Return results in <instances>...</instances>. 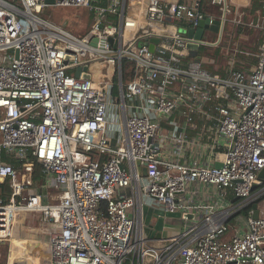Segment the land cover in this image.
Listing matches in <instances>:
<instances>
[{
	"label": "built area",
	"instance_id": "obj_1",
	"mask_svg": "<svg viewBox=\"0 0 264 264\" xmlns=\"http://www.w3.org/2000/svg\"><path fill=\"white\" fill-rule=\"evenodd\" d=\"M50 5L87 7L89 27L78 36L43 17ZM136 6L0 0V181L11 188L8 201L0 198V239L19 212H41L53 223L52 264H264V11L253 24L262 32L254 67L230 61L218 74L199 54L202 32L187 31L218 19L210 44L217 46L225 25L240 22L226 0ZM109 98L123 123L115 140L105 135ZM198 125L213 139L214 160L183 162L180 151L203 145L185 132ZM2 154L23 160L14 165ZM34 162L60 191L58 201L26 191ZM24 165L32 167L22 178ZM154 200L192 217L167 235L165 222L156 238L144 211Z\"/></svg>",
	"mask_w": 264,
	"mask_h": 264
},
{
	"label": "rangeland",
	"instance_id": "obj_2",
	"mask_svg": "<svg viewBox=\"0 0 264 264\" xmlns=\"http://www.w3.org/2000/svg\"><path fill=\"white\" fill-rule=\"evenodd\" d=\"M40 14L43 17L49 20H53L57 24H60L63 27L71 30L74 34L78 36L82 35L90 25L89 10L85 6L50 5L46 7L43 13ZM201 32V38L205 40L207 44L203 45L199 49V54L202 56L206 63H213L212 69L216 68L225 70L224 67H226L228 63H230V61H233L235 66H242V64L238 63L237 57L233 56L230 59L231 52H233L232 50L234 49L235 45L228 44L229 37L227 38V40H223L224 42L221 47H214L210 44L214 43L218 39V37H216V33L212 30H209L208 28H202ZM241 33L243 34L241 37H238V45L242 44L247 47H253V45L257 41L256 31H253L248 26H244V28H242L241 30ZM115 103H117L116 99L112 100L111 98H109V107L106 112L108 127L106 129L105 135L110 140L115 139L116 132H118V134L120 135L123 131L121 112L119 107H116L114 105ZM128 113L134 114L135 111H133L131 108H128ZM23 171L24 170L21 168L20 173L23 174ZM145 181L146 179L141 182V185H143V182ZM41 189L47 191V193L50 195V197L52 196V198L56 196L55 194H57L56 192L54 193L55 190L52 187H43L41 184H38V182H35L34 188L26 187L27 192H37V190L41 191ZM46 202H51V200H48ZM162 206L163 204L157 200H154L152 205L149 207H147L146 205L144 206L146 224L154 225L155 217L152 215L153 208ZM25 212V215H21L20 213H18L15 218L12 219L10 226L11 232L13 233V231L16 230L18 236L22 239H26L28 242L31 243H36L39 252L33 260L31 259V264H51L48 254L49 252L47 249V230H50L52 228V225L51 223L45 221L44 216L41 212ZM15 220L17 223L15 222ZM182 222V217L170 218L166 220V230L164 232H167L171 229L172 233H174L178 228L181 227ZM147 233L148 230H146V237L148 235L150 237H152V235L154 236L153 231L149 232L148 235ZM10 239V235L8 237L0 239V264H8L9 252L11 248ZM158 244L159 243L156 241L150 242V245L152 246H157ZM18 264H28V258L24 259Z\"/></svg>",
	"mask_w": 264,
	"mask_h": 264
},
{
	"label": "crops",
	"instance_id": "obj_3",
	"mask_svg": "<svg viewBox=\"0 0 264 264\" xmlns=\"http://www.w3.org/2000/svg\"><path fill=\"white\" fill-rule=\"evenodd\" d=\"M185 1H187V0H185ZM226 1L229 4L231 12L238 11V19H240V22L235 23V24H242L244 26H248L253 31H256L257 41L253 45V47L255 49L254 51L246 50V49L243 50V49L237 47L238 37H241L242 34H243L241 32L238 34V37L236 38V44L234 46V49L238 50V55L243 54V55H245L247 57L243 58L240 62H238L239 64H242V66L241 65L239 67L235 66V64L233 63L232 67L233 68H238V69L249 70V69L254 67V64L256 62V54L258 52V45H259L260 41H262V32H261V30L259 28H257V27H254L253 24H256V23L260 22L261 19H262L261 17H262L263 14H259L258 12H260V11H257V13L260 16L255 22L248 21V20H243L242 19L243 12L241 11V9L244 8V7H247L249 5V3H250V0H226ZM216 9H217V7H216ZM230 15H231V13H230ZM244 26H243V28H244ZM178 30L181 31V32L185 31V29L183 27H178ZM213 32H215V31H213ZM227 38L228 37H224V35H222L219 44L217 46H214V47H219V46L221 47L223 45V42H224L223 40H227ZM229 39H230V37H229ZM230 56H231L230 59L233 56L237 57V55H235V53H233V52H231ZM250 58L251 59L255 58V59L251 60ZM228 66H231L230 63H228V65L226 67H224L225 68L224 73L226 72V69H227ZM185 132L187 133V137L189 139L200 140V142H202L203 145L194 143V144L188 145L185 149L180 151L179 156H180V159L183 162H186V163L187 162H195V161L196 162H204L206 160H210L209 158H211V160H214V157L210 156V154H211L210 143L211 142L213 143V139H211L212 137H211V135H210L208 130H206V129L202 128V126L198 125V127H192V128L191 127H187ZM116 133H118V132H116ZM116 133H115V136H116ZM113 140H115V139H113ZM220 150L221 149H219V151ZM3 155H5L8 159H10V158L12 159L13 158L14 160L20 161L19 165H20V163L23 160V159H17V158L8 156L6 154H2V157H3ZM98 155L100 156V155H103V154H98ZM221 157H222V155L220 153H218L216 155V158H218V159H220ZM9 162H10V160H9ZM34 172H35V164L32 167V174H31V177H30V183H29L28 187L29 188H31V187L34 188L35 182H38V184H41L43 187H52L55 190L54 193L55 192L57 193V194H55L56 196L53 197V198H52V196L50 197V195L44 189H41V191L37 190V193H40L42 195V199H43L44 202H46L48 200H51L50 203L58 201L60 191L57 190L56 188H54L52 185H50L51 177L42 171L41 175L39 176V178L35 179V178H33ZM27 173H28V171L24 170L23 174H22V177L27 176ZM33 182H34V184H33ZM203 191H204V189L202 187H200V191H199V195H198L199 198H201V196L203 197V194H204ZM230 200H231V197H230ZM19 213L21 215H25L26 212L22 211V212H19ZM45 221L48 222V223H51V225L53 226L52 222L47 221L46 219H45ZM15 222H16V220H15ZM165 230H166V227L163 229V235H167L168 232H169V231L164 232ZM47 231H49V229ZM47 249H48V242H47ZM11 252H12V260H13L12 264H18V263L22 262L26 258H28V264H31V262H30L31 259L33 260L36 257V255L39 252V249L37 248L36 243H31V242H28L26 239H22L21 237L18 236L16 230H14L13 233L11 232ZM49 260H50V258H49Z\"/></svg>",
	"mask_w": 264,
	"mask_h": 264
},
{
	"label": "trees",
	"instance_id": "obj_4",
	"mask_svg": "<svg viewBox=\"0 0 264 264\" xmlns=\"http://www.w3.org/2000/svg\"><path fill=\"white\" fill-rule=\"evenodd\" d=\"M257 10H259L260 12H258L259 14H263L264 11V0H250V3L247 7H244L241 9V11L243 12V16L242 19L243 20H248V21H253L255 22L258 18H259V14L257 13ZM244 25L242 24H226L224 27V37H230L229 39V44L235 45L236 43V38L238 37V34L241 32L242 28ZM261 42V41H260ZM237 47L243 49V50H252L254 51V47H247L245 45L242 44H237ZM201 57V56H200ZM247 56L240 54L237 55L238 58V62H240L243 58H246ZM251 59V58H250ZM255 58H252L251 60H254ZM126 63V62H124ZM212 62L211 63H206L204 61V67L209 70L212 73H218V74H224V70L222 69H212ZM93 158H99L100 160H103L105 158V155H98L96 152L92 153ZM30 158L33 159L32 156H30ZM3 159L6 161H9L14 164V165H19L20 161L14 160L13 158L8 159L5 155H3ZM35 163V172L33 174V178L37 179L39 178V176L41 175L42 172V166L38 163V162H34ZM24 169V168H23ZM10 194H11V188L9 185V179L6 178L3 181H0V198H2V200L4 202L8 201L10 198ZM245 211V209H244Z\"/></svg>",
	"mask_w": 264,
	"mask_h": 264
},
{
	"label": "water",
	"instance_id": "obj_5",
	"mask_svg": "<svg viewBox=\"0 0 264 264\" xmlns=\"http://www.w3.org/2000/svg\"><path fill=\"white\" fill-rule=\"evenodd\" d=\"M46 3L48 4H53L54 0H45ZM219 20L218 19H213L212 23L208 25V18H202L199 21L198 29L194 31V29L189 28L187 31L188 36H195V37H200L201 35V29L202 28H209L212 31L217 32L219 30ZM156 38L154 39V42H156ZM191 55L196 54V50L192 49L190 50ZM80 72V69L78 68L75 72V75L78 76ZM83 77H89L90 74L86 71V66L84 67V73H82ZM216 165L220 166L221 163L217 162ZM145 171V169L143 170ZM259 178H264V168L261 169L258 173ZM255 187V186H254ZM152 215L155 217V223H154V228L156 229V238H160L162 235V229L164 227V223L166 220L170 218H177V217H192V213H183L181 214L179 211H165L162 207H156L153 208Z\"/></svg>",
	"mask_w": 264,
	"mask_h": 264
},
{
	"label": "bare ground",
	"instance_id": "obj_6",
	"mask_svg": "<svg viewBox=\"0 0 264 264\" xmlns=\"http://www.w3.org/2000/svg\"><path fill=\"white\" fill-rule=\"evenodd\" d=\"M144 1L145 0H136V4H137V9L138 10H141V8L143 7L144 5ZM235 55H238V52H234ZM100 64V62H95L93 63L92 67L93 69L95 70L96 67H98V65ZM29 167V168H28ZM31 165H24L23 168L24 170H27V169H31ZM23 178V177H22ZM10 236H11V229H10ZM11 240V239H10ZM13 260H12V252H11V248H10V252H9V258H8V264H12Z\"/></svg>",
	"mask_w": 264,
	"mask_h": 264
}]
</instances>
